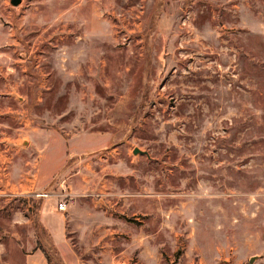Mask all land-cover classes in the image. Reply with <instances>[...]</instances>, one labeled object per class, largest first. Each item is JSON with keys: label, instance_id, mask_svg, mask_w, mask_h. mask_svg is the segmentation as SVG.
<instances>
[{"label": "rangeland", "instance_id": "1", "mask_svg": "<svg viewBox=\"0 0 264 264\" xmlns=\"http://www.w3.org/2000/svg\"><path fill=\"white\" fill-rule=\"evenodd\" d=\"M38 248L264 264V0H0V264Z\"/></svg>", "mask_w": 264, "mask_h": 264}, {"label": "crops", "instance_id": "2", "mask_svg": "<svg viewBox=\"0 0 264 264\" xmlns=\"http://www.w3.org/2000/svg\"><path fill=\"white\" fill-rule=\"evenodd\" d=\"M8 168V165H5L3 168L1 169H6L7 170ZM37 173H29V174H20L19 177L17 176L16 179L13 180V178L11 177V179H9V177H5L4 179V182L6 184H10V187L11 189H16V187H19L22 192L23 191H27L30 192V191H35V188H33V184L36 181L35 179V176H36ZM6 175V173H5ZM30 175V176H29ZM12 176V174H11ZM3 180V179H1ZM19 184V185H18ZM40 190H45V188H41ZM25 193V192H23ZM64 212L65 211H62V210H59L58 208V203H57V207L56 208H53L51 209V206H48L47 203H46V206H44L42 212H41V216L43 218V221H46L44 222V228H45V231L48 233L47 234V243L46 246L49 247V245H53V242H51L50 240V233H52L51 235H54V234H57L58 237L62 238L63 236V233L65 232V228L63 226V219H64ZM50 213H55L57 216V219H58V228L56 227H53V225H51L49 219H48V215ZM48 219V221H47ZM25 264H51L50 263V260L48 259V257L46 256V254L40 249H33L29 252L26 253L25 255Z\"/></svg>", "mask_w": 264, "mask_h": 264}, {"label": "built area", "instance_id": "3", "mask_svg": "<svg viewBox=\"0 0 264 264\" xmlns=\"http://www.w3.org/2000/svg\"><path fill=\"white\" fill-rule=\"evenodd\" d=\"M37 196L38 197H43V198H49V197L53 196V193L52 192H48V191H42V192H38ZM67 207H68V204H67V202L65 200H62V201L58 202L59 210L66 211Z\"/></svg>", "mask_w": 264, "mask_h": 264}, {"label": "water", "instance_id": "4", "mask_svg": "<svg viewBox=\"0 0 264 264\" xmlns=\"http://www.w3.org/2000/svg\"><path fill=\"white\" fill-rule=\"evenodd\" d=\"M22 2V0H11V3L14 5V6H18L20 3ZM144 151L140 150L139 148H135L134 149V153L135 154H138V153H143ZM254 261V258L251 259V262Z\"/></svg>", "mask_w": 264, "mask_h": 264}, {"label": "trees", "instance_id": "5", "mask_svg": "<svg viewBox=\"0 0 264 264\" xmlns=\"http://www.w3.org/2000/svg\"><path fill=\"white\" fill-rule=\"evenodd\" d=\"M41 250L46 254L47 257L49 256L47 251L45 250V248H41ZM48 259H49V257H48Z\"/></svg>", "mask_w": 264, "mask_h": 264}]
</instances>
